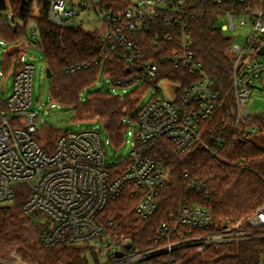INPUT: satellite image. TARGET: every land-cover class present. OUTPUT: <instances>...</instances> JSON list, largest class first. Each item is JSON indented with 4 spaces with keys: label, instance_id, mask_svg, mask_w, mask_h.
<instances>
[{
    "label": "built area",
    "instance_id": "obj_1",
    "mask_svg": "<svg viewBox=\"0 0 264 264\" xmlns=\"http://www.w3.org/2000/svg\"><path fill=\"white\" fill-rule=\"evenodd\" d=\"M47 2L48 20L55 26H84L95 30L107 25L106 51L102 57L106 59L117 51L128 70V77L111 78L114 86L125 89L146 83L153 88L167 82L175 86L173 98L169 100L157 90L141 109L134 150L127 159L109 163L106 146L110 140H103L104 134L98 126L68 131L58 138L53 150L47 151L39 138L50 127L45 125L39 132L41 114L33 107L35 65L25 60L24 55L4 50V71H0V78L12 75L13 86L7 96L0 84V206L11 205L19 188L27 187L29 197L23 211L37 225L43 246L88 243L97 256L109 258L107 264H180L177 252L188 244L205 247L219 242H240L264 233V206L238 225L210 234L207 231L213 226L211 212L185 201L178 213L161 225L153 246L133 249L129 238L114 233V221L102 218L107 205L127 191L137 196L134 212L141 219L155 215L158 198L170 180V173L162 163L149 157L146 150L156 141L168 139L177 154H185L196 142H203L201 125L209 123L216 114L217 81L207 73L193 49L190 18L204 13L194 8L196 0H128L126 12L113 11L105 0ZM215 4L219 8V22H227L221 30L230 32L231 39L229 54L237 107L232 132L243 141H251L261 131L256 124L247 123L264 117L259 112L252 113L249 107L255 93L264 96V0H215ZM160 17L172 30L156 34L155 45L177 44L178 48L168 46L170 53L161 57L147 56L130 34H147L156 27ZM39 35L36 28L31 40L24 42L32 44ZM2 45L9 46L1 40L0 49ZM168 65L183 68L195 77L192 81L195 83L183 94H180L181 85L175 83L182 81L168 75L165 69ZM87 66L74 65L66 72L73 73ZM203 145L218 157L214 148L205 142ZM195 187L194 182L188 181L189 190ZM117 252L124 253L123 257L117 258ZM0 264L37 263L27 261L14 251L8 257H0ZM260 264H264V255Z\"/></svg>",
    "mask_w": 264,
    "mask_h": 264
},
{
    "label": "trees",
    "instance_id": "obj_2",
    "mask_svg": "<svg viewBox=\"0 0 264 264\" xmlns=\"http://www.w3.org/2000/svg\"><path fill=\"white\" fill-rule=\"evenodd\" d=\"M105 1L115 12H126L129 8L128 0ZM194 8L204 13L190 18V31L195 42L193 49L207 73L216 79L218 93L216 114L209 123L201 125L200 134L201 140L214 148L218 157L213 156L201 141L182 155L174 151L173 143L168 139H160L146 150L149 157L162 163L170 173V182L158 198L156 214L141 219L134 212L137 196L128 191L110 202L102 214L105 221H114V233L118 237L131 240L133 249L153 246L161 225L169 222L185 201L206 207L211 212L213 226L207 231L210 234L220 228L238 225L264 206V148L253 140L243 141L232 132L237 107L229 54L231 39L219 28V8L215 0H196ZM48 11L47 0H0V40L9 45L31 40L27 27L30 23L36 25L40 35L34 43L43 52L52 74L51 103L73 111L81 122H97L110 144L121 146L127 129L125 121L129 118L138 121L141 99L152 87L146 83L136 85L125 95L96 91L89 93L83 102V92L96 84L101 75L112 79L128 77L127 66L117 51L111 52L106 59L102 57L106 51L104 34L107 25L95 30H86L84 26L58 27L48 20ZM171 30L160 17L156 27L147 34H130V37L147 56L161 57L170 53L169 47L178 46L165 43L156 46L155 35ZM80 64L88 66L73 73L66 72L71 66ZM165 69L173 79L182 81L175 82L181 85L180 94L195 83L192 82L195 77L183 68L168 65ZM247 124H256L264 134L263 116L253 118ZM47 129L49 131L44 138H39V143L50 151L58 138L68 131ZM217 142L222 145L217 146ZM188 181L196 184L194 190L188 189ZM28 197L27 187H20L12 205L0 206V257L18 251L27 261L37 264H91L88 249L92 255L95 253L89 247L47 248L41 244L37 225L23 211ZM262 255L264 233L240 242H219L205 247L188 244L177 252V262L260 264Z\"/></svg>",
    "mask_w": 264,
    "mask_h": 264
},
{
    "label": "rangeland",
    "instance_id": "obj_3",
    "mask_svg": "<svg viewBox=\"0 0 264 264\" xmlns=\"http://www.w3.org/2000/svg\"><path fill=\"white\" fill-rule=\"evenodd\" d=\"M94 17V16H92ZM226 21L220 22L219 28H221ZM36 25L30 23L27 27V31L32 35V31L36 29ZM86 30H89L85 27ZM225 36H230V32L223 31ZM1 42V40H0ZM241 42V39L238 40ZM14 46H16V51H14ZM4 50L13 51L12 54L24 55L25 60L30 61L35 65V74H34V82H33V107L36 108L40 114L41 119L38 125L39 132L41 133L43 127L47 125L50 128H54L57 131H81L86 130L92 127H96L99 124L97 122H81L77 115L73 111H69L64 107L59 106L58 104L51 103V84L50 79L46 75V69L48 64L44 57L43 52L36 46L34 42L32 44L25 43L24 41L20 42L16 45H7L1 46L0 49V71H4L2 67V56L4 54ZM12 57V56H11ZM10 57V58H11ZM0 84L4 92L7 96H10L11 89L13 86V77L12 75H7L5 78H0ZM172 86V87H171ZM136 85L128 86L123 89L121 87H116L113 85L112 79L109 77H104L101 75L96 84L85 90L82 94V101L86 102L88 99L89 93L92 92H102V93H115L117 95H125L126 93L131 92ZM174 85H171L167 82H162L158 85V87H153L150 90H147L144 96L141 99L139 104L140 109L146 106L153 95L157 92V90L161 91L167 99L173 98V89ZM249 107L252 113L256 112H264V96L260 93H255L251 101L249 102ZM86 118V117H83ZM126 133L124 135V143L117 147L112 144H108L106 146V152L108 155V161L110 164H115L120 160L127 159L131 152L134 150L133 142L135 140V132H136V122L134 118H129L125 121ZM49 129H45L42 133L43 138L48 132ZM104 131V130H103ZM104 133V132H103ZM103 140H107L106 134H104ZM253 142L257 145L264 148V134L259 133L253 136ZM170 182V180H169ZM12 205V204H11ZM4 206H10V204H4ZM88 243L79 244L78 246L89 247ZM87 256L91 261V264H107L109 258L99 257L96 254L92 255L91 250L88 249Z\"/></svg>",
    "mask_w": 264,
    "mask_h": 264
},
{
    "label": "water",
    "instance_id": "obj_4",
    "mask_svg": "<svg viewBox=\"0 0 264 264\" xmlns=\"http://www.w3.org/2000/svg\"><path fill=\"white\" fill-rule=\"evenodd\" d=\"M46 75H47V77H48L49 79L52 77V74H51V70H50V68H47V69H46ZM259 114L264 115V112H259ZM128 247L130 248L131 245H128ZM123 255H124V253H122V252H117V253H116V257H117V258H122Z\"/></svg>",
    "mask_w": 264,
    "mask_h": 264
}]
</instances>
